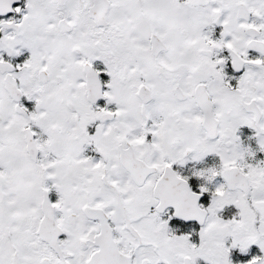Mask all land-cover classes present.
Segmentation results:
<instances>
[{"label": "snow or ice", "instance_id": "1", "mask_svg": "<svg viewBox=\"0 0 264 264\" xmlns=\"http://www.w3.org/2000/svg\"><path fill=\"white\" fill-rule=\"evenodd\" d=\"M0 264H264V0H0Z\"/></svg>", "mask_w": 264, "mask_h": 264}]
</instances>
